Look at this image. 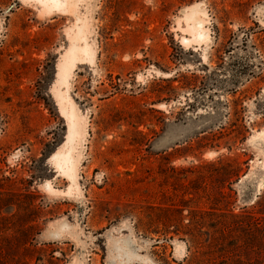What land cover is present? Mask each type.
Wrapping results in <instances>:
<instances>
[{
    "label": "rangeland",
    "instance_id": "374dc122",
    "mask_svg": "<svg viewBox=\"0 0 264 264\" xmlns=\"http://www.w3.org/2000/svg\"><path fill=\"white\" fill-rule=\"evenodd\" d=\"M262 130L264 0H0V264H260Z\"/></svg>",
    "mask_w": 264,
    "mask_h": 264
},
{
    "label": "bare ground",
    "instance_id": "6f19581e",
    "mask_svg": "<svg viewBox=\"0 0 264 264\" xmlns=\"http://www.w3.org/2000/svg\"><path fill=\"white\" fill-rule=\"evenodd\" d=\"M40 1L43 4H45L46 6H61L64 3H66L68 0H40ZM201 9L199 8V4L195 3V4H192L191 6H188L186 9H183L182 11L184 14L185 21L190 22L186 27L190 30V32H192L194 34L195 38H199L200 40H202V39L205 40V38L207 37V33H206L205 27L203 26L204 20L201 17V15H204L205 12ZM74 47L76 48L75 44H74ZM74 47L72 49H70L71 51L67 50L66 56L64 57V59L60 63V71L58 73L59 74L58 75V77H59L58 81L60 83L65 81L68 70H69V66L74 61V59H76L75 58L76 57V53H75L76 51L75 50H77V49H74ZM84 51L88 52L87 49H84ZM65 109H66V107H65ZM68 109H69V107H68ZM74 111H75V109H74ZM70 118H71V116H70ZM260 133H264V130L260 131ZM77 134H78L77 123L73 120L70 124L69 136H68L70 143L77 136ZM259 134H257V135H259ZM68 145H70V144H68ZM55 157H56V162H57V165L59 168H61L63 171L67 172L68 174L72 173V171L74 170V162H73L72 155L70 153V149H68V150L62 149L61 151H59L56 154Z\"/></svg>",
    "mask_w": 264,
    "mask_h": 264
},
{
    "label": "trees",
    "instance_id": "16d2710c",
    "mask_svg": "<svg viewBox=\"0 0 264 264\" xmlns=\"http://www.w3.org/2000/svg\"><path fill=\"white\" fill-rule=\"evenodd\" d=\"M263 201V200H262ZM254 224V223H253ZM257 231H258V233L260 234V235H262V236H264V228L263 229H261V228H257ZM260 264H264V261L262 260V261H260Z\"/></svg>",
    "mask_w": 264,
    "mask_h": 264
}]
</instances>
